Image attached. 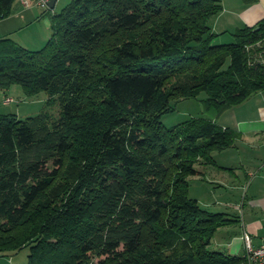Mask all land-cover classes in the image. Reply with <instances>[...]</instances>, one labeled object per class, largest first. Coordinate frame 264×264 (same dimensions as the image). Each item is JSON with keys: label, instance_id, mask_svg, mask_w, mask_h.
I'll return each instance as SVG.
<instances>
[{"label": "trees", "instance_id": "1", "mask_svg": "<svg viewBox=\"0 0 264 264\" xmlns=\"http://www.w3.org/2000/svg\"><path fill=\"white\" fill-rule=\"evenodd\" d=\"M15 1L0 0V20ZM221 8L72 0L40 48L0 38L4 98L15 84L47 94L37 115H0V254L28 247L24 264H244L209 249L235 216L188 196L198 166H217L214 153L237 134L209 117L161 121L172 102L201 92L217 117L264 91V60L246 50L264 43V19L215 44L209 23Z\"/></svg>", "mask_w": 264, "mask_h": 264}, {"label": "crops", "instance_id": "2", "mask_svg": "<svg viewBox=\"0 0 264 264\" xmlns=\"http://www.w3.org/2000/svg\"><path fill=\"white\" fill-rule=\"evenodd\" d=\"M57 1L53 8L45 10L16 0L11 13L0 20V38L9 37L28 49L40 48L49 38ZM219 1L221 11L209 24L222 43L232 41V32L253 27L264 19V0ZM213 120L222 128L233 130L237 137L233 147L214 153L217 166H198L199 177L205 181L202 187L205 190L211 184L218 186L213 191L218 204L235 211L218 212L235 216L239 233L233 238L230 252L244 256L241 240L244 231L251 235L254 246L264 242V91L252 94Z\"/></svg>", "mask_w": 264, "mask_h": 264}, {"label": "rangeland", "instance_id": "3", "mask_svg": "<svg viewBox=\"0 0 264 264\" xmlns=\"http://www.w3.org/2000/svg\"><path fill=\"white\" fill-rule=\"evenodd\" d=\"M71 1L72 0H58L56 5L57 13H59L65 6L71 3ZM46 41L47 39L44 41V44ZM223 41L226 43V40ZM214 43L220 44L222 42L221 40L216 39ZM262 48H264V43L261 42L247 47L246 50L248 51L249 56L252 58L250 59L251 61L258 59L264 60V49ZM5 93L8 96H5L6 98L3 96V91L0 90V115L14 114L19 119H25L29 116L37 115L45 109V101L47 99V94L45 92H39L35 95H28L23 90L21 85L15 84L7 88ZM206 96L207 95L205 92H201L196 98L172 102L171 105L174 110L164 114L161 118V121L166 127H171L191 117H209L215 119L216 117H214L212 113L206 111L205 109L204 99H206ZM7 98H11L12 101L8 104H4ZM59 112L60 106L58 101H55L48 108V113L50 114L51 118H57L59 116ZM204 183L205 181L199 176L190 178L188 196L192 199H196L204 209L209 211H227L230 214H234L235 211L232 208L223 206L221 203L218 204L219 202L216 201L213 191L215 188L219 189L218 186L211 184L210 188L205 190L202 188ZM218 194L219 193H217V195ZM238 233L239 228L235 222L218 228L211 239L209 249L231 254V243L233 238L238 235ZM17 236L22 239L23 231L16 232V237ZM28 254V247L17 252H8L4 255L0 254V264H24L27 261ZM94 261L96 262L97 258H94Z\"/></svg>", "mask_w": 264, "mask_h": 264}, {"label": "built area", "instance_id": "4", "mask_svg": "<svg viewBox=\"0 0 264 264\" xmlns=\"http://www.w3.org/2000/svg\"><path fill=\"white\" fill-rule=\"evenodd\" d=\"M51 0H21V2L28 6L34 4L42 9H49ZM11 98H7L4 104L11 102ZM243 249H244V264H264V242L258 246L252 243V237L248 232L242 233Z\"/></svg>", "mask_w": 264, "mask_h": 264}, {"label": "water", "instance_id": "5", "mask_svg": "<svg viewBox=\"0 0 264 264\" xmlns=\"http://www.w3.org/2000/svg\"><path fill=\"white\" fill-rule=\"evenodd\" d=\"M56 1L57 0H51L50 3H49V8H53ZM255 29H258V28L256 27Z\"/></svg>", "mask_w": 264, "mask_h": 264}]
</instances>
